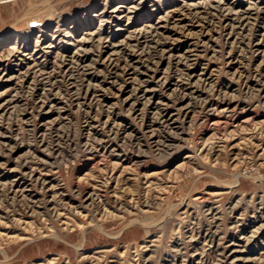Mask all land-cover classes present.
Segmentation results:
<instances>
[{
  "label": "rangeland",
  "instance_id": "374dc122",
  "mask_svg": "<svg viewBox=\"0 0 264 264\" xmlns=\"http://www.w3.org/2000/svg\"><path fill=\"white\" fill-rule=\"evenodd\" d=\"M0 264H264V0H0Z\"/></svg>",
  "mask_w": 264,
  "mask_h": 264
},
{
  "label": "bare ground",
  "instance_id": "6f19581e",
  "mask_svg": "<svg viewBox=\"0 0 264 264\" xmlns=\"http://www.w3.org/2000/svg\"><path fill=\"white\" fill-rule=\"evenodd\" d=\"M196 8V7H195Z\"/></svg>",
  "mask_w": 264,
  "mask_h": 264
}]
</instances>
